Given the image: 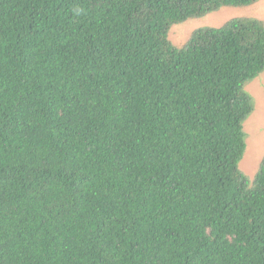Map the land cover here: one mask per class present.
<instances>
[{
    "label": "trees",
    "instance_id": "obj_1",
    "mask_svg": "<svg viewBox=\"0 0 264 264\" xmlns=\"http://www.w3.org/2000/svg\"><path fill=\"white\" fill-rule=\"evenodd\" d=\"M258 1L0 0V264H264Z\"/></svg>",
    "mask_w": 264,
    "mask_h": 264
},
{
    "label": "rangeland",
    "instance_id": "obj_2",
    "mask_svg": "<svg viewBox=\"0 0 264 264\" xmlns=\"http://www.w3.org/2000/svg\"><path fill=\"white\" fill-rule=\"evenodd\" d=\"M235 17L256 18L264 23V0H259L249 7L222 8L204 18L190 19L181 25L174 26L170 32V39L175 45L181 47L194 31L205 27L219 28ZM245 89L254 98L256 106L253 114L244 124L247 147L239 167L245 175L253 178L264 157V73L249 83Z\"/></svg>",
    "mask_w": 264,
    "mask_h": 264
}]
</instances>
